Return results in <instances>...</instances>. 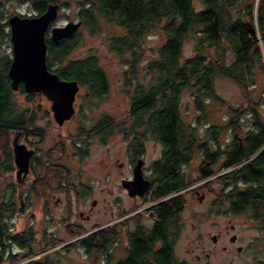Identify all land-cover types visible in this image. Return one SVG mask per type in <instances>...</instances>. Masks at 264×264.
<instances>
[{
  "label": "trees",
  "instance_id": "trees-1",
  "mask_svg": "<svg viewBox=\"0 0 264 264\" xmlns=\"http://www.w3.org/2000/svg\"><path fill=\"white\" fill-rule=\"evenodd\" d=\"M53 1L59 4L57 0H35V9L40 13ZM200 1L202 7H196L195 0H77L79 20L91 31L98 28L99 19L121 28L120 33L109 38V46L129 66L130 77L126 76V83H134L129 111L131 131L143 127L142 132L151 131L162 143L161 156L151 166L154 174L151 198L159 199L154 207L156 220L151 229L145 230L141 219H136L134 229L126 235L127 255L115 264L175 263L172 250L175 233L168 225L183 208V191L193 183L183 166L197 153L203 155V163H218L210 173L222 170L215 175L224 185L215 200L217 206L225 203L233 213L249 209L264 223V119L255 107L257 100L250 97L255 76L260 73L264 76V0L256 3L254 0ZM2 25L0 22L1 36L5 33ZM251 26L256 28V34L248 31ZM152 30H158L163 41L145 65L152 73L145 84L134 77L143 52L142 40ZM192 32L196 33L194 52L184 55L183 38ZM77 34L78 29L55 42L46 38L47 67L52 69L55 62L58 66L54 71L60 78L75 79L81 85H88L96 95L105 94L109 82L93 54L65 58L74 47ZM227 50L232 53L230 61L226 59ZM10 60L6 55L0 59V133L4 141L1 171L12 170L7 131L21 120V116L15 117L11 111L12 89L7 75ZM214 75H224L236 82L250 100V120L245 127L237 117L238 107L225 103L214 91ZM185 88L194 91L199 110L197 120L205 117L209 98L225 104L231 115L225 122H211L202 130L194 124L184 125L178 103ZM261 92L264 99V87ZM107 120L108 117H103L97 125ZM226 127L233 133L221 144L220 131ZM242 129V134L235 133ZM201 176L206 177L203 173ZM13 209V199L4 200L0 195V264L5 260L11 264L19 260L23 262L18 264H56L49 254L34 256L35 237L30 227L12 232L6 218ZM116 235V230L105 225L76 241L88 253L93 250L104 253L105 264H110V244ZM158 241L160 245L156 246ZM54 244L46 241L45 246ZM11 245L25 252L13 251Z\"/></svg>",
  "mask_w": 264,
  "mask_h": 264
},
{
  "label": "rangeland",
  "instance_id": "rangeland-1",
  "mask_svg": "<svg viewBox=\"0 0 264 264\" xmlns=\"http://www.w3.org/2000/svg\"><path fill=\"white\" fill-rule=\"evenodd\" d=\"M34 1L0 0V21L5 32L3 36L0 35V59L5 55L12 57L9 28L6 26L8 16L16 11L37 13ZM57 1L59 2L57 16L49 26L79 20L77 0ZM256 2L259 0H254V3ZM195 5L202 7L203 4L200 0H195ZM120 32V27L103 19H99L95 31H91L84 24L78 27L75 45L65 58H81L93 54L106 74L109 87L105 94L96 95L88 85L80 84L74 99L75 113L62 124L53 119L50 111L51 102L46 95L37 92L29 95L18 89L12 90V106L14 103L20 108L30 109L33 106L36 113L35 123L44 127V135L40 140L37 141L35 137L30 136L22 139L23 142L29 141L30 144V139L36 140L39 154L44 160H49L51 163L49 166H52L47 168L45 174L42 172L43 180L35 187L30 186L33 176H26L21 183L16 181L13 161L12 170L0 169V195L4 200L12 198L14 201V209L6 220L12 232L30 227L35 237L34 256L49 254L56 264H105L104 253L94 250L88 253L76 239L98 227L109 226L119 217L117 210L121 206H125L126 211L130 212L143 204V198H131L125 192L121 198L119 195L120 186L117 181L119 177L129 172L127 157L124 154L127 143L123 136L117 132V128L110 134H100L94 128L104 115L110 114L114 117V122H120L130 111L134 83L127 84L125 81L126 76L128 79L130 77L129 66L124 57H120L109 46V38ZM162 41L163 37L158 30H152L144 36L141 44L143 52L137 62L138 72L134 77L138 82L145 84L149 82L152 73L145 65L156 54L157 46ZM195 42L196 33L185 35L182 53L191 55ZM231 57V51L227 50V61H230ZM57 66L55 62L51 65L52 68ZM125 71L127 72L124 74ZM212 83L214 91L223 97L225 103L238 107L237 117L239 120L242 119V127H245L250 120L248 112L250 100L245 97L239 85L224 75H214ZM263 87L264 76L260 73L255 76V85L250 97L257 100L255 107L264 119V99L261 96ZM207 101L205 117L197 120L199 110L194 102V91L183 89L178 103L182 123L186 126L194 124L202 130L211 122H225L231 115L225 104L212 98ZM45 109H48L50 114ZM232 133L233 130L228 127L221 130L219 142L226 143ZM235 133L242 134L243 129ZM13 137L14 132L8 130L7 141L10 151ZM77 137H80V142H77ZM2 139L0 133L1 162L4 158L1 151L4 142ZM61 141L64 142L63 149H60ZM74 143L78 145L75 146ZM161 151L160 142L151 138L145 140L144 159L147 164L159 158ZM202 165L203 155L197 153L183 166L193 179V183L183 191V208L170 221V228L176 226L173 241L175 264H264L262 227L264 223L260 218L254 217L249 209L233 213L228 210L225 203L217 206L215 200L220 197L224 185L215 179V175L222 170H214L203 177ZM205 167L216 169L218 163L213 165L208 163ZM33 174L36 177L34 170ZM94 199L95 202L91 204ZM55 200L58 202L55 203ZM78 211H82V215H79ZM259 211L262 209L259 208ZM88 213L89 217H86ZM125 220L126 225L118 228L132 229L135 219L129 215ZM213 233H219L216 242L211 240L210 236ZM232 233L236 234L234 242L229 240ZM119 237L118 242L110 246L113 259L124 253L126 240L123 234ZM46 241H54L55 244L46 247ZM238 246L241 248L238 249ZM10 247L13 251L25 252L13 245ZM54 249H58L59 252H55ZM21 262L23 260L15 264ZM2 264L11 263L5 260Z\"/></svg>",
  "mask_w": 264,
  "mask_h": 264
},
{
  "label": "water",
  "instance_id": "water-1",
  "mask_svg": "<svg viewBox=\"0 0 264 264\" xmlns=\"http://www.w3.org/2000/svg\"><path fill=\"white\" fill-rule=\"evenodd\" d=\"M58 6V3L53 1L49 2L42 12L33 16L14 14L8 18L12 57L7 75L12 90L18 89L21 83L26 93L43 92L49 95L52 100L51 109L54 119L61 123L74 111L73 100L78 90V82L75 79H62L47 67L46 31L48 28V39L55 42L74 34L81 21L69 20L61 25L49 26L57 16ZM248 31L256 34V28L253 26L249 27ZM12 151L17 165V174L27 172L28 159L32 150L14 137ZM141 163V160H138L134 167V178L125 183L130 194L142 193L148 187V180L142 178ZM206 165L207 162H204L201 169L203 174L208 175ZM132 186L137 187V191L130 190Z\"/></svg>",
  "mask_w": 264,
  "mask_h": 264
},
{
  "label": "flooded vegetation",
  "instance_id": "flooded-vegetation-1",
  "mask_svg": "<svg viewBox=\"0 0 264 264\" xmlns=\"http://www.w3.org/2000/svg\"><path fill=\"white\" fill-rule=\"evenodd\" d=\"M34 6H35V3H34ZM14 14H18L21 16H33L35 14H38V12L28 14V13H22V12L16 11ZM14 14H12V15H14ZM12 15H10V16H12ZM10 16H8V18ZM8 18L6 21V26H8V28H9V38H10V27H9V23H8ZM0 22H1V24H3L2 21H0ZM46 33H47L46 38H48L49 31H47ZM10 42H11V40H10ZM55 69H56V67L52 68L50 70L54 71ZM54 72H56V71H54ZM79 86H80V84L78 83V88H79ZM21 89L23 90L22 84L20 83L18 90H21ZM23 92L25 94L35 93V92L26 93L24 90H23ZM37 93H43V92H37ZM43 94L46 95L48 97V99L50 100V102L52 103L50 96L45 94V93H43ZM75 96H76V93H75ZM31 99H33V98H31ZM74 99H75V97H74ZM73 108H74V111H73L72 115L75 113V110H76L75 109L76 107L74 106V100H73ZM11 111L15 117L21 116V120L18 123H16L13 128H11L9 130H12L14 132V137H17L19 142L23 143L28 149L32 150V153L30 154L29 159H28V171L18 175L17 174V165L15 163L13 151H12V140L14 139V137H13L11 140V156H10L11 167H12V161H13V166L15 169V179L18 183H21L25 179L26 176H33L34 178L31 179L30 186L32 185L33 187H35V186L39 185L41 183V181L43 180V178H42L43 176L41 175L42 172L44 171V174H45V171L47 170V168L52 166V165L49 166V164H51L49 162V160H44L38 152V145H37L36 140L37 141L40 140L42 138V136L44 135V127L40 124L35 123L34 117H35L36 113H35V108L33 106L30 109L28 107L20 108L15 103H14V106H12V103H11ZM45 111L49 112V114H50V111L52 112L51 106H50V111L48 109H45ZM52 116H53V112H52ZM103 117H108V120L106 121V123H101L99 125L96 124L94 127L95 130H97L100 134H103V133L110 134L112 131H115V128H117V132H119L123 136L125 142L127 143V150L124 154L127 157V168H128L129 172L127 175L119 177V179L117 181V183L120 186L119 187L120 198H121V195L123 194V192H125L131 198H139V199L143 198V202H142L143 204L142 205L140 204L135 209H132L130 212L126 211L127 208L125 206H121L117 210V213L120 214L119 217L117 219H115L113 222H111L109 225V227L111 229L116 230V232H117V235L115 236L114 241L110 244V246L112 244H116L118 242V240L120 239L119 235L123 234L125 237V240H126V245L123 247L124 248L123 255L116 257L115 259H113L114 255L111 252V247H110V254H111V263L110 264H115V262L119 258H123L127 255L128 241H127L126 235L128 232H131L134 229V227L132 229H129L128 227H125L124 229L118 228V226L126 225L125 218L128 217L129 215H131L133 217V219H135V221L137 218H140L142 221V224H143V229H145V230L151 229L153 223L156 220V210L154 209V207L157 204V202L159 201V199H152L151 198L152 189H153L152 188V178L154 176L151 166L160 157L153 159L149 164H147L146 160L144 159V155H145V140L147 138H151V139L156 140L160 143H161V141L159 139H157L152 134L151 131L142 132L143 127L142 128L139 127L138 129H136V131H131V118H132V116L130 114H128V116H126L120 122H118V121L114 122V117H112V115H110V114L104 115ZM53 119H54V116H53ZM65 120H67V119H65ZM65 120H63L61 123H58L56 120L55 121L58 124H62ZM30 136L35 137L36 140L30 139V144H29V141H27L28 143L23 142L22 139H25V137H30ZM77 138H78L77 142H80V140H81L80 137H77ZM76 143H74L75 146L78 145ZM161 145H162V143H161ZM63 146H64V142L61 141L60 142V149H63ZM138 160H141V162H142L140 165L141 174H142V178L148 180V187L142 193L130 194L129 189L125 185V183H127L129 180H132L134 178V175H133L134 167H135L136 163L138 162ZM0 162H1V160H0ZM205 162H207V164H208V161H205ZM55 164L56 165H62L61 163H55ZM206 169L208 170V172H210L212 170V168H208V167ZM33 170L35 171L36 177L33 174ZM153 184H154V182H153ZM129 185H131V184H129ZM137 189L138 188L134 187V186H132V188H130V190H132V191H137ZM30 190L32 192L34 191L33 189H30ZM77 198H79V196H77ZM144 199H146V200H144ZM57 202H58V200H55V203H57ZM93 202H95V199L91 201V204H93ZM146 212H147V215H146ZM78 214L82 215V211H78ZM86 217H89V213L86 215ZM168 226L170 228V222H169ZM175 228L176 227L170 228V231H172L173 233H176ZM173 235H175V234H173ZM173 235L170 236L171 239H172ZM210 237H211V240L213 242H216L219 238V233H213V234H211ZM229 240L231 242H234L236 240V234L235 233L230 234ZM173 241H172V250H173ZM158 245H160V241L157 242L156 246H158ZM223 247H226V245H223ZM240 248L241 247L238 246V249H240ZM173 264H175V263L173 262Z\"/></svg>",
  "mask_w": 264,
  "mask_h": 264
}]
</instances>
